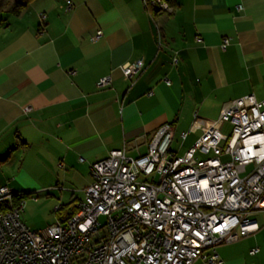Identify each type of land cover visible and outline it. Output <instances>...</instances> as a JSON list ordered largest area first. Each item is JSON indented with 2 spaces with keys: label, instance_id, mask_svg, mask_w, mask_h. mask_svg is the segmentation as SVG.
Returning <instances> with one entry per match:
<instances>
[{
  "label": "crops",
  "instance_id": "0c3cea01",
  "mask_svg": "<svg viewBox=\"0 0 264 264\" xmlns=\"http://www.w3.org/2000/svg\"><path fill=\"white\" fill-rule=\"evenodd\" d=\"M165 1L170 12L142 0H0V187L77 207L111 152L145 155L170 124L183 155L204 132L195 116L264 100V0ZM137 61L144 70L125 78ZM256 217L257 232L218 247L224 264H264V210Z\"/></svg>",
  "mask_w": 264,
  "mask_h": 264
},
{
  "label": "built area",
  "instance_id": "2783aa9c",
  "mask_svg": "<svg viewBox=\"0 0 264 264\" xmlns=\"http://www.w3.org/2000/svg\"><path fill=\"white\" fill-rule=\"evenodd\" d=\"M142 1L147 10L171 11L165 0ZM102 36L97 32L93 41ZM144 67L137 61L121 70L131 79ZM111 82L104 77L98 87ZM226 124L231 136L222 130ZM194 125L204 132L183 155L173 149L175 127L166 124L147 154L116 150L93 164L77 212L46 231H32L21 219L27 201L38 198L0 187V205L8 208L0 214V264H224L218 247L257 232L256 215L264 210V100L230 101L217 120L195 116ZM189 135L179 134L181 145ZM204 147L212 155L199 159Z\"/></svg>",
  "mask_w": 264,
  "mask_h": 264
},
{
  "label": "rangeland",
  "instance_id": "374dc122",
  "mask_svg": "<svg viewBox=\"0 0 264 264\" xmlns=\"http://www.w3.org/2000/svg\"><path fill=\"white\" fill-rule=\"evenodd\" d=\"M222 130L224 134L231 136V125L226 124ZM180 144L181 141L176 145L180 146ZM211 155L212 152L207 147H204L198 152L197 157L206 159ZM33 196L34 198H38V202H34L32 199L27 201L26 207L21 215L23 223L35 232L46 231L49 227L58 225L59 219L55 209L57 205H60V202L44 194H36Z\"/></svg>",
  "mask_w": 264,
  "mask_h": 264
},
{
  "label": "trees",
  "instance_id": "16d2710c",
  "mask_svg": "<svg viewBox=\"0 0 264 264\" xmlns=\"http://www.w3.org/2000/svg\"><path fill=\"white\" fill-rule=\"evenodd\" d=\"M29 1L31 0H26L25 3H28ZM25 5V4H24ZM23 5V6H24ZM22 6V7H23ZM21 7V9H22ZM20 10V8L18 9V11ZM27 195V194H26ZM29 196V195H27ZM72 205V204H71ZM68 206L67 207V210H65L63 207H60L59 211L57 212L58 214V219L61 223H65L69 218H71L76 212H77V208L76 206ZM62 210V211H61ZM8 211V208L3 206V205H0V214L1 213H5Z\"/></svg>",
  "mask_w": 264,
  "mask_h": 264
}]
</instances>
